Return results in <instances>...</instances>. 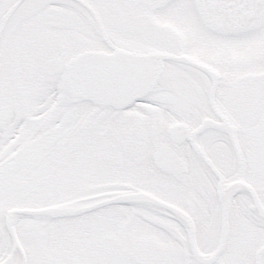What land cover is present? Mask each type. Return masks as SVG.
<instances>
[{"label":"snow or ice","instance_id":"6c2138e0","mask_svg":"<svg viewBox=\"0 0 264 264\" xmlns=\"http://www.w3.org/2000/svg\"><path fill=\"white\" fill-rule=\"evenodd\" d=\"M0 264H264V0H0Z\"/></svg>","mask_w":264,"mask_h":264}]
</instances>
